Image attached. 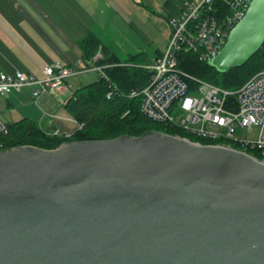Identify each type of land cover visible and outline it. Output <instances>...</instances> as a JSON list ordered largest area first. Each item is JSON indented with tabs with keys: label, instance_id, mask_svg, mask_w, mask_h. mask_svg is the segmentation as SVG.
I'll list each match as a JSON object with an SVG mask.
<instances>
[{
	"label": "water",
	"instance_id": "obj_1",
	"mask_svg": "<svg viewBox=\"0 0 264 264\" xmlns=\"http://www.w3.org/2000/svg\"><path fill=\"white\" fill-rule=\"evenodd\" d=\"M263 45L252 0L209 63ZM0 264H264V161L157 131L1 150Z\"/></svg>",
	"mask_w": 264,
	"mask_h": 264
},
{
	"label": "built area",
	"instance_id": "obj_2",
	"mask_svg": "<svg viewBox=\"0 0 264 264\" xmlns=\"http://www.w3.org/2000/svg\"><path fill=\"white\" fill-rule=\"evenodd\" d=\"M251 3L252 0L184 1L180 14L169 18L171 33L165 52L143 66L150 73L148 84L132 90L128 96L142 97L141 111L154 122L173 126L197 138L231 142L242 147L239 150L250 148L261 157L252 156L264 161V69L238 90L229 91L178 68L181 53H194L201 61H212ZM97 70L108 80L103 67L82 60L74 66L59 62L46 66L41 70V77L19 70L13 74L0 71V95L6 97L11 91L31 87L34 99L38 100L44 94L59 90L67 79ZM114 91L108 93V98ZM228 100L237 108L227 107ZM245 128L251 132L257 130V137L236 135L239 129ZM7 133V123L0 118V134ZM218 145L233 147L222 142Z\"/></svg>",
	"mask_w": 264,
	"mask_h": 264
},
{
	"label": "crops",
	"instance_id": "obj_3",
	"mask_svg": "<svg viewBox=\"0 0 264 264\" xmlns=\"http://www.w3.org/2000/svg\"><path fill=\"white\" fill-rule=\"evenodd\" d=\"M184 1L0 0V71L13 74L19 70L41 77L42 68L56 62L74 66L82 60L101 67L98 60L114 56L124 60L140 53L147 55L146 65L151 64L165 52L171 33L169 18L180 14ZM119 12H141L147 27L141 32ZM89 36L101 42L92 59L84 57L81 44ZM161 39L164 44L160 46ZM29 88L0 96V111L10 113L3 120L9 123L28 118L48 132L59 128L64 134L73 133L64 106L78 88L67 79L56 92L42 95L39 101L44 111L33 106L36 99Z\"/></svg>",
	"mask_w": 264,
	"mask_h": 264
},
{
	"label": "trees",
	"instance_id": "obj_4",
	"mask_svg": "<svg viewBox=\"0 0 264 264\" xmlns=\"http://www.w3.org/2000/svg\"><path fill=\"white\" fill-rule=\"evenodd\" d=\"M81 44L84 57L92 59L101 42L89 36ZM147 60L145 53L129 55L124 60L117 56L98 60L97 64L104 68L108 80L101 76L92 83L80 86L64 106L67 115L76 119L79 124H84L82 128L66 136L50 133L28 118L6 122L8 133L0 134V151L18 146L53 150L67 142L110 140L121 136L140 137L150 131L185 137L203 145L222 142L232 144L236 149L242 148L227 141L197 138L181 129L154 122L146 117L141 111L142 97L130 98L128 95L132 90L141 89L148 84L150 73L143 67ZM178 68L223 89L236 91L254 74L264 69V45L246 64L229 71L218 70L209 62L201 61L194 53L179 54ZM113 90V95L108 98V93ZM227 107L236 109L237 105L228 100ZM246 152L261 157L250 148Z\"/></svg>",
	"mask_w": 264,
	"mask_h": 264
},
{
	"label": "rangeland",
	"instance_id": "obj_5",
	"mask_svg": "<svg viewBox=\"0 0 264 264\" xmlns=\"http://www.w3.org/2000/svg\"><path fill=\"white\" fill-rule=\"evenodd\" d=\"M120 16L125 19L127 22L129 23H133L134 22V25L133 27H137V28H140L141 29V32H143V26L144 27H147V23H146V20H145V16L141 13V12H129V13H126V12H119ZM149 26H152V24H150ZM134 30V29H133ZM132 30V31H133ZM134 32V31H133ZM135 36L136 38H138V36L140 37V35H138L137 33H135ZM146 42V41H145ZM164 44V40L161 39L160 41V46ZM152 53H155V50L154 48L151 49ZM101 77L100 73L98 71H87V72H83L81 74H79L78 76H75V77H71L69 78V84L70 85H73L75 86V88H79L80 86L82 85H86V84H89V83H92L93 81L99 79ZM30 88L29 87H25L23 89V91H29ZM1 96V95H0ZM4 97V96H3ZM5 98V97H4ZM40 99H38V101L36 102V100L33 101V103L35 105V107H38L39 110H42L44 111L45 110V107L42 106L41 104V101H39ZM39 102V103H38ZM34 107V108H35ZM14 114V113H13ZM10 115V113H6V112H1L0 111V118L3 120L4 118H8ZM70 118V130L71 131H76L77 129H79V125H84V124H79L76 119L72 118V117H68ZM73 121H75L76 123H73ZM69 123V122H68ZM79 125H78V124ZM152 132V131H150ZM257 130L256 131H253L251 132L250 130H248L247 128L245 129H239L238 132L236 133V135L238 136H245L247 138H256L257 137ZM50 133H53V134H57V135H60V134H63V135H66V136H69L71 134H64L62 133V130L59 129V128H55L52 132ZM141 137V136H140ZM143 137V136H142Z\"/></svg>",
	"mask_w": 264,
	"mask_h": 264
},
{
	"label": "bare ground",
	"instance_id": "obj_6",
	"mask_svg": "<svg viewBox=\"0 0 264 264\" xmlns=\"http://www.w3.org/2000/svg\"><path fill=\"white\" fill-rule=\"evenodd\" d=\"M200 141V140H199Z\"/></svg>",
	"mask_w": 264,
	"mask_h": 264
}]
</instances>
